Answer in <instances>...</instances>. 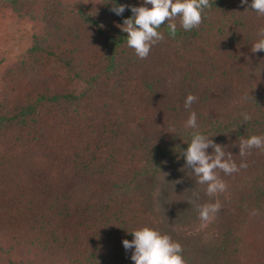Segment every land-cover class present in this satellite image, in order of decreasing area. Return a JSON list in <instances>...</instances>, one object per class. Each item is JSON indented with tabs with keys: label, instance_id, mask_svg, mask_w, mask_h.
I'll return each mask as SVG.
<instances>
[{
	"label": "trees",
	"instance_id": "obj_1",
	"mask_svg": "<svg viewBox=\"0 0 264 264\" xmlns=\"http://www.w3.org/2000/svg\"><path fill=\"white\" fill-rule=\"evenodd\" d=\"M113 3L151 7L0 0V20L29 25L24 50L0 54V264H134L122 241L143 227L180 243L186 264H264V152L239 155L264 135V51H251L264 16L251 0H212L198 28L161 25L142 60L118 27L130 8ZM191 111L248 165L220 172L227 189L213 198L181 155ZM193 192L221 205L210 221Z\"/></svg>",
	"mask_w": 264,
	"mask_h": 264
},
{
	"label": "clouds",
	"instance_id": "obj_2",
	"mask_svg": "<svg viewBox=\"0 0 264 264\" xmlns=\"http://www.w3.org/2000/svg\"><path fill=\"white\" fill-rule=\"evenodd\" d=\"M242 5H248V0H241ZM143 5H116L113 3L111 11L116 15H122L126 8H130L132 16L124 19L122 25H118L121 30L127 33V46L134 50L139 59H146L151 48L164 39L158 29L161 25L167 24L170 34L174 37L177 32V18L180 27L185 31L198 28L203 22L204 12L211 9L212 0H143ZM250 8L258 15L264 16V0H251ZM166 22V23H165ZM259 39L255 42L251 51L257 53L264 51V27L258 29ZM246 98V97H245ZM198 98L189 94L184 102L186 110H191V106ZM245 122L252 119L248 113H242ZM185 129H192L191 141L181 155L186 163L185 168L190 169L198 178L197 183L206 185L205 193L213 198L219 193H224L227 189L226 182L219 173L231 175L247 168V163L241 162L239 166L232 159L231 153L225 152V147L217 144L197 129V115L190 112L184 124ZM213 151L208 153V149ZM252 149H259L264 152V135H252L247 139H242L239 143V155L246 157ZM179 181H177L178 183ZM199 193L193 192V198L188 203L193 204L198 211L199 219L202 222L210 221L221 209V205L216 203L198 204ZM251 215H259L257 210H253ZM133 239L122 241L125 250H132L131 260L134 264H186L180 243L174 242L169 235L161 234L157 230L143 227L131 232Z\"/></svg>",
	"mask_w": 264,
	"mask_h": 264
},
{
	"label": "rangeland",
	"instance_id": "obj_3",
	"mask_svg": "<svg viewBox=\"0 0 264 264\" xmlns=\"http://www.w3.org/2000/svg\"><path fill=\"white\" fill-rule=\"evenodd\" d=\"M29 25L17 23L10 17L0 20V54L14 57L22 52L28 43Z\"/></svg>",
	"mask_w": 264,
	"mask_h": 264
}]
</instances>
